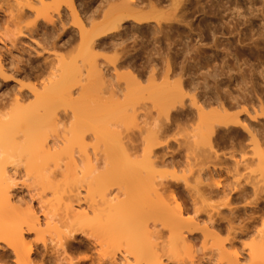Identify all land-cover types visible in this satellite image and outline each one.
<instances>
[{
    "label": "bare ground",
    "instance_id": "6f19581e",
    "mask_svg": "<svg viewBox=\"0 0 264 264\" xmlns=\"http://www.w3.org/2000/svg\"><path fill=\"white\" fill-rule=\"evenodd\" d=\"M35 1L23 0V3L15 1L18 8L15 7L19 12L22 10L25 12L19 13L20 15L27 13L24 11V7H27L30 13L35 14L32 13L34 18L48 19L53 17L52 11L56 12L57 16L60 14V2L64 1L69 15L76 19L74 29L79 36L77 48L82 57V64L65 63L57 58L62 74L60 79L56 80L54 61L56 63L57 55L55 53L54 61L51 62L50 75L52 78L49 84L44 86L40 92L37 91L36 86L31 88L34 100L25 104L23 98L17 97L14 98L8 111H0V260L6 261L7 264H84L92 260L103 261V264H166L162 258L164 254L159 253V250H162L160 243L150 241L153 233L148 227H146V239H151H147V242H139V235H137L132 243H124V248H118L117 251L111 253L98 251V245L104 242H94V239H91L96 230L94 233L87 231L91 236L85 231L90 227L106 230L105 225L107 224L108 232H106L111 234L113 241H117L123 236L122 224L129 219V215H136L134 211L136 206L138 208L143 205L150 210L152 207L156 208L157 211L152 212H157L166 223L174 228L185 226L198 228L201 225V229L205 231L209 227H214L216 217H218L219 221L225 222V227L232 230L234 234L229 238L228 244H219L212 249L213 252L216 251L222 255L221 258H225L224 260L216 259L214 264H244L246 260L250 264H264V232L262 229L250 234L259 243L250 245L247 252L242 249L244 255L236 248L232 239H235L239 232L246 233L245 230L248 228L242 225L237 230L231 225V217H236V209L233 210L228 203H224L223 205L231 214L229 217L224 215L219 208H214L213 213L208 210L206 218H202L197 211L190 214L181 207L169 187L163 186L162 181L157 182L152 178H148L146 182L141 170L144 168L150 172L156 163V156L152 150L159 147L164 148V144L159 145V142L155 140L158 138V133L166 131L171 126L168 123L171 122V116H173L174 119L179 117H184L186 120L196 119V124L192 126V138H195L193 141L196 145L205 147L204 151L208 157L218 159L217 136L220 129L225 132L237 131L239 138L235 140L236 142H233L231 138V146L240 149L246 142H249V145H252V162L256 161L258 168L264 173V150L260 145L261 139L264 140V121L260 120V116L264 117V100L262 101L257 95L256 89L243 88L242 92L237 89L233 93L226 86L221 88L222 85H219L216 80L219 73L213 68L208 72V76L212 77L215 82L213 86L205 84L204 92H201L199 84L193 81V75L186 71L193 63H197L196 57L191 56V53L197 57L207 58L206 47H204L206 43L203 41L205 39L203 37L204 28H201L199 24L195 26L193 17L196 16L195 14L205 13L204 3L209 2L215 5L218 2L215 0H103L110 6L103 11L102 21L94 23V14H87L83 10L85 12L81 17L74 7L73 0H52L51 4L45 3V0ZM262 2L264 5V0ZM205 19L206 16L203 15L201 20ZM251 20V17L245 18V21ZM261 20L260 30L255 31L253 25L250 24L251 37L258 35L252 39L251 44L261 48L264 52V9L261 11ZM87 26L90 29H86ZM127 31L131 32V37L138 38L140 42L153 41L156 48L154 51H145L142 44L136 48L137 40H135L129 49L123 50L125 39L122 34ZM192 39H194L193 42ZM107 40L109 42H106ZM160 42H167V51L160 50ZM174 42L179 46L175 47L172 52L170 45ZM106 44L115 52L122 49L119 57L114 55L108 58V62L112 64L111 77L123 79L121 84H116V88L109 79L110 75L107 76L109 73L107 65L102 62L98 63L94 58L96 51L104 48ZM217 47L215 41L210 45L212 50L218 51L215 49ZM225 53L229 54L228 51ZM178 55L181 56L179 60ZM136 57L139 59L138 62H136ZM80 66L86 67L85 74ZM120 68L125 71L119 72ZM0 72H3L1 61ZM106 76L109 78L106 79ZM70 81L84 86L85 97L89 95L91 97V94L95 92L97 99L92 105L85 99H82L84 102L79 103L72 97L73 91L66 87ZM143 82L146 83L145 87L142 86ZM261 84L264 85V76ZM185 86L193 90L187 97L188 102L184 99ZM146 87L150 90L149 98H152L150 106L155 108L156 113L152 120H148L147 114L132 104L127 107L125 103L118 102L120 96L125 100ZM252 94L257 98L256 106ZM110 102L112 104H108ZM56 104H66L71 107L70 111L65 112L66 115L75 117L71 138L68 136L58 138L56 134V126H58L56 125L58 124ZM142 107H146V104ZM207 107L212 109L207 112L205 111ZM237 107L240 109L234 113L230 112ZM100 109L103 113L99 112ZM118 110H130L135 125L152 135L155 142L153 147H155L143 148L140 161L135 155V147L117 136L113 137L116 134L104 128L105 121H103L105 126L101 124L103 117H108L110 114H113L114 118L117 117L116 115L120 114ZM86 129L91 130L92 137L98 138L99 142H102L99 138L103 137L102 140L106 144V146L103 144L106 147L104 148L106 155L103 156V162L106 163L105 169L99 170L94 166L98 158L96 153L93 155L88 153V144L85 143L86 137L83 135ZM59 141L64 144V147H58ZM61 152L68 157L69 165H73V168L66 173V177L76 184L70 189L72 193L69 192L63 206V224L69 230L59 232L56 246L52 245L55 250L49 245L50 249L45 241L41 242L40 249V242L26 237L28 233L39 231L40 214L31 204L32 196L29 198L30 201L14 196V191L18 188L14 182L15 166L22 164L25 166L27 178L33 177L35 181L41 182L42 188L46 186L45 188L56 191L54 179L56 170L49 168L50 164L56 166L57 156ZM232 159L234 170H237L239 165L250 161L249 158L241 155L237 157L232 155ZM83 161H85L84 167L81 166ZM37 163L44 170L31 172L27 168L28 164ZM197 176L201 179V174ZM217 176L218 179L214 181L213 186L218 188L219 195H226L219 179L220 176ZM198 178V183H201L203 180ZM141 181L145 185H142ZM83 182L88 184H85L84 189H79L78 184ZM93 184L95 186L117 184L118 188L117 190L107 188L102 192L100 199L95 202L90 198ZM233 189L238 191L240 198H245L248 192L244 184H238ZM256 199L257 197L251 202L254 201L258 205V202H255ZM40 200L41 197L38 198V203L42 202ZM24 201L30 203L24 204L26 203ZM21 205L26 207L22 208ZM117 215H120L119 218ZM134 221H136L135 218ZM261 225L264 227V219H261ZM77 230L82 235L86 234L83 235L85 242H66L67 239H75L74 234ZM191 231L188 230L190 233ZM143 238H145L144 233ZM189 238L191 240L193 235L189 237L186 234H174L171 242H167V252L183 250L188 259L186 261L182 259V262L197 264L201 260L199 258L194 260L191 249L193 242H190ZM120 244L121 242H118L115 246L119 247ZM93 252L97 256L95 259L92 258ZM9 256L12 257L10 260ZM207 259L211 261L213 257H207Z\"/></svg>",
    "mask_w": 264,
    "mask_h": 264
},
{
    "label": "rangeland",
    "instance_id": "374dc122",
    "mask_svg": "<svg viewBox=\"0 0 264 264\" xmlns=\"http://www.w3.org/2000/svg\"><path fill=\"white\" fill-rule=\"evenodd\" d=\"M15 1L23 3V0H0V61L3 69V72H0V111H8L14 98L17 97L23 98L25 104L34 100L31 88L36 86L38 88L37 91L40 92L43 90L44 86L49 84L52 78L50 75V70L52 69L51 62L54 61L55 53L58 56H56V63L54 61V65H56V80L60 79L62 74L57 58L65 63H73L74 65L82 64V57L77 48L79 36L74 29L76 27V19L69 15L64 1L60 2V14L57 16L56 12L52 11L51 14H53V17L48 19L42 17L34 18L35 14L33 12L30 13L27 7H24V11L28 14L20 15L23 10L19 12L16 9L18 6L15 5ZM33 1L36 2L35 0ZM73 1L74 7L81 17L85 11L87 14H94V23L102 21L103 11H106L110 6L105 4L103 0ZM215 1L218 2V4L211 5L209 2L203 4V10L205 11L203 15L206 16L205 20H201L203 15L195 14L196 16L193 17L194 25L196 26L199 24L201 28H204L203 37H205V39L203 41L206 43L204 47H206L207 58L197 57L191 53V56L196 57L195 60H197V63H193L189 70L186 71L193 75V81L199 84L201 92H204L205 84L213 86L215 81L212 77L208 76V72L212 71L214 68L219 73L216 80L219 85H222L221 88L226 86L233 93H235L234 91L237 89L242 92L243 88H254L257 91V95L263 101L264 85L261 84V80L264 76V52L261 48L254 47L251 44L252 39L258 35L255 34L251 37L252 31L250 30L251 25H253L255 31L257 29L260 30L259 26L262 23L261 11L264 9L263 2L262 0ZM45 3L51 4L52 0H45ZM48 10L51 11V9ZM248 17H251L252 20L245 21V18ZM86 29H90V27L87 26ZM122 36L125 39L123 50L129 49L135 40H137L135 45L136 48L140 47L141 44L144 46L145 51H154L156 48L153 41L145 40L140 42L138 38L134 39L131 37V32L129 31L123 33ZM191 41L193 42L194 39ZM214 41L218 45V47L215 48L218 51L210 48V45ZM106 42L109 41L107 40ZM178 46V43H172L170 45L171 51L173 52L175 47ZM167 48V42H160L161 51L165 52ZM121 51L122 49H118L115 52L107 44L104 45V48L96 51L94 57L96 61L98 63H105L109 68L107 76L113 73L111 68L112 64L108 62V58L114 55L119 57ZM226 51H228L229 54H226ZM136 58V62H138L139 59L138 57ZM179 59H181L180 55H178V60ZM80 69L83 71V74H85L86 67L80 66ZM118 71L123 72L125 69L120 68ZM108 78L109 77L106 79ZM109 79H111V83L115 88L116 84H121L123 82V79H115V77L112 78L111 75ZM145 85L146 83L143 82L142 86L145 87ZM66 87H69L73 91L72 97L75 98L77 102L79 101V103H81L80 101L84 102L82 99H85L92 105L97 99L96 94L94 95L95 92H89L93 93L91 97L88 93L89 97H85L86 94L83 92L84 86H80V83L78 84L70 81ZM148 90L147 87L145 89H140L133 96L127 97L125 100L120 96L118 102L125 103L127 107L129 104H132L136 108H139L141 112L147 114L146 117L148 120H152V118L156 116V113L155 108L150 106L152 98H149L150 90ZM192 91L190 87L185 86L186 94L184 99L186 102H188L187 97ZM252 95L254 96V94ZM108 104L112 103L110 102ZM143 104H146V107H142ZM256 104L257 98L254 96V105L256 106ZM206 109L205 111L209 112L212 108L207 107ZM238 109H240V107L232 109L230 112L234 113ZM55 110L58 118V124L56 123V125H58L56 126L58 138L65 136L71 138V129L75 117L73 118L65 113L66 111H70L71 107L66 104H56ZM99 112L103 113L101 109ZM118 112H120L121 116L119 113L115 118L112 117L113 114H110L111 116L108 115V117L102 116L104 119L102 123H100L103 124V121H105L104 123L108 127L103 124L105 126L104 128H108L109 131L111 130V132L116 134L113 135V137L117 136L124 142L135 147V155L139 160L141 159L143 148L149 146L152 148L155 147H153L155 142L152 135L139 129L138 126L135 125L130 110H118ZM106 118H108V121ZM139 120H141V118H139ZM260 120L263 122L264 117L260 116ZM195 124V118L186 120L184 117L174 119V117L171 116V122L168 123V125L171 126L167 128L166 131L158 133V138L155 140L159 142V145L164 144V148L159 147L152 150L156 156V163L151 168L150 172L142 168V174L146 182L148 178H152L157 182L162 181V185L167 188L169 187L172 193L175 194L181 207L189 211L190 214H192L191 212L193 211H197L202 218H206L207 213H213L214 208H219L224 215L229 217L231 214L227 207L223 205L224 203H228L229 207L233 208V210L236 209V217H231V225L233 228L238 230L242 225H246L250 228L245 230L247 231L246 233L244 232L245 234L239 232L236 238L232 239L236 248L244 255L242 249H245L247 252L250 245L258 242L254 236L250 234L258 229H262L264 232V227L261 225V219H264V173L258 168L256 161L252 162V145H249V142H246L240 149L231 146V138L233 142H236L235 140L239 138L235 130L225 132L223 129H220L217 136L218 159L208 157L204 151L205 147L196 145L193 141L195 138H192V126ZM91 133L92 131L88 129L83 132V135L86 137L85 143L88 144V153L90 155L96 153L98 160L94 163V166L99 170L105 169L106 163L103 162V156L106 155L104 151L106 144L102 140L103 137L99 138L102 141L99 142L100 140H97L98 138H93ZM50 139L52 138L50 137ZM58 143L59 148L64 147V144H61L60 141ZM260 145L264 150L263 139H261ZM114 146L113 144V147ZM74 147L76 146L74 145ZM72 149L75 150V148ZM232 155L236 157L241 155L244 158H249L250 161L246 164L239 165V168L234 170ZM84 165L85 161L82 162L81 166L84 167ZM15 168L16 174L14 175V182L17 184L16 187L18 188L14 191V196L21 199L23 198V200L25 199L26 201L32 196L30 198L31 204L36 207L41 219L39 231L37 233H28L26 237L32 241L40 242V249L42 245L41 242L43 241L46 242L48 247L50 245L52 248L56 246V239H58L57 236H59V232L61 231L63 233L69 230V228L63 224L62 217L64 214L63 206L67 201L66 197L68 194L72 193L70 189L76 185L71 179L66 177V173L73 168V165H69V159L63 152L57 156L56 166L50 164L49 169L56 170V175L54 177L56 191L45 188L46 186H44V184V188H42L40 185L41 182L35 181L33 177L27 178L28 175H26L24 170L25 166L22 164H18ZM27 168L31 172L44 170L38 163L28 164ZM198 174H201V179L198 178ZM217 175L220 176L219 179L222 182L226 195H219L218 188L213 186L214 181L218 179ZM197 178L203 181L198 183ZM246 182H249L251 185ZM141 183L145 185L143 181H141ZM85 184L88 183L83 182L78 184L80 185L79 189H84L86 186ZM238 184H244L247 188L248 192L245 198H240L238 191H234L233 188ZM107 188L117 190L118 185L95 186V184H93L90 198L95 202L98 201L102 192ZM221 189L222 188H220V190ZM39 197H41V203H38ZM255 197H257L255 202H258V205L254 203V201L251 202ZM73 201L74 199L72 202ZM21 206L22 208L26 207L25 205ZM244 208H246V210H244ZM134 211L136 215H129V219L122 224L123 236L117 241H113L111 234L107 233V224H103V227L106 226V230L105 228H102V230L101 228L98 229L100 232H98L96 227L95 229L90 227L91 230L90 228L85 230L90 233H94V230H96L95 234H92V238H90L94 239V242H104L102 245H98L97 248L99 252L111 253L117 251L118 248H124L123 244L132 243L137 235H139V242H147V239H151H146V227H148L153 233V237L150 241L160 243V249L162 250H159V253L164 254L162 258L166 264H184L185 262H182V259L185 261L188 259L183 250H178L173 253L167 252V242H171L174 234L178 233L181 235H189V237L193 235L191 240L189 238L190 242H193L191 248L193 251L192 255L194 256V260L198 258L201 260L200 262L196 261V263L214 264L216 259H225L221 258L222 255H219L216 251L213 252L212 249L219 246V244H228L229 238H231L234 233L232 230H228V228L225 227V222L219 221L218 217H216V223H214L213 228L209 227L203 231L201 225L198 228L191 226L174 228L166 223L157 212H152L157 211L154 207L150 210L147 206L144 207L140 205L138 208L136 206ZM133 217L136 221H134ZM188 230H192L191 233L188 232ZM89 232H87L88 235H90ZM143 233L145 238H143ZM74 235V240L67 239L66 242H85L84 236L86 234H83V236L82 233L77 230ZM91 242L93 241L91 240ZM118 242H121V244L119 247H116L115 245H117ZM53 250H55V247ZM94 254L92 256L93 259H95V257L97 258L96 254L95 256ZM207 257H213V259L210 261ZM11 258L12 257H10L9 260ZM100 263L103 264V261L97 262V260H92L84 264ZM0 264L7 263L6 261L0 260ZM244 264L250 263L246 260Z\"/></svg>",
    "mask_w": 264,
    "mask_h": 264
}]
</instances>
